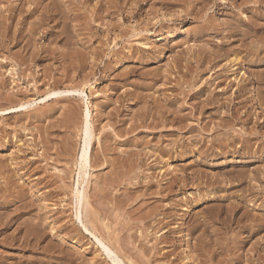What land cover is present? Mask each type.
I'll return each instance as SVG.
<instances>
[{
  "label": "rangeland",
  "instance_id": "374dc122",
  "mask_svg": "<svg viewBox=\"0 0 264 264\" xmlns=\"http://www.w3.org/2000/svg\"><path fill=\"white\" fill-rule=\"evenodd\" d=\"M0 24V264H264V0H0Z\"/></svg>",
  "mask_w": 264,
  "mask_h": 264
},
{
  "label": "bare ground",
  "instance_id": "6f19581e",
  "mask_svg": "<svg viewBox=\"0 0 264 264\" xmlns=\"http://www.w3.org/2000/svg\"><path fill=\"white\" fill-rule=\"evenodd\" d=\"M73 1V0H72ZM176 1V0H175ZM186 1V0H185ZM205 1H207V0H205ZM222 1V0H221ZM201 2V1H200ZM237 2V1H236ZM188 3V2H187ZM233 3V2H232ZM242 3V2H241ZM262 3V2H261ZM260 3V4H261ZM61 5H62V3H61ZM57 6V5H56ZM199 6V5H198ZM218 6V5H217ZM239 6V5H238ZM260 6V5H259ZM49 7H50V5H49ZM163 7V6H162ZM204 7V6H203ZM77 8V7H76ZM80 8V7H79ZM199 8V7H198ZM10 9V8H9ZM252 9V8H251ZM178 10V9H177ZM19 11V10H18ZM49 11V10H48ZM28 12V11H27ZM41 12V11H40ZM46 12V11H45ZM73 13V12H72ZM31 14V13H30ZM41 14V13H40ZM50 14V13H49ZM104 15V14H103ZM193 15V14H192ZM209 15V14H208ZM13 16V15H12ZM54 16V15H53ZM80 16V15H79ZM191 16V15H190ZM17 17V16H16ZM52 17V16H51ZM82 17V16H81ZM18 18V17H17ZM255 18V17H254ZM86 19V18H85ZM235 19V18H234ZM39 20V19H38ZM257 20V19H256ZM153 21V20H152ZM231 21V20H230ZM243 21V20H242ZM248 21V20H247ZM250 21H251V19H250ZM258 21V20H257ZM5 22V21H4ZM211 22V21H210ZM218 22V21H217ZM224 22V21H223ZM79 23V22H78ZM199 23V22H198ZM207 23V22H206ZM225 23V22H224ZM252 23H254V22H252ZM251 23V24H252ZM43 24V23H42ZM211 24V23H210ZM235 24H236V22H235ZM256 24H257V22H256ZM1 25V24H0ZM71 25V24H70ZM209 25V24H208ZM227 25V24H226ZM229 25V24H228ZM259 25V24H258ZM3 26V25H2ZM15 26V25H14ZM73 25H71V27H72ZM230 26H232V23H231V25ZM234 26V25H233ZM247 26H248V22H247ZM206 28H207V26H205ZM212 27V26H211ZM214 27V26H213ZM213 27H212V29H213ZM225 27H227V26H225ZM260 27H262L261 25H259V28ZM202 28V27H201ZM216 27H214V30L216 31V29H215ZM220 28V27H219ZM236 28V27H235ZM235 28H234V30H235ZM241 28V27H240ZM253 28V27H252ZM252 28H251V30H252ZM258 28V27H257ZM1 29V28H0ZM3 29V28H2ZM42 29V28H41ZM209 29V28H208ZM211 29V28H210ZM237 29V28H236ZM250 29V28H249ZM256 29V28H255ZM57 30V29H56ZM254 30V29H253ZM252 30V31H253ZM28 31V30H27ZM89 31V30H88ZM237 30H235V32H236ZM260 32H261V30H259ZM5 32V31H4ZM74 32V31H73ZM248 32V31H247ZM25 33V32H24ZM236 33H238V32H236ZM240 33H244V32H240ZM259 32H257V34H258ZM263 34H264V32H262ZM34 34V33H33ZM232 34V33H231ZM230 34V35H231ZM252 34V33H251ZM261 34V33H260ZM1 35V34H0ZM38 35V34H37ZM240 34H238V36H239ZM244 35H245V33H244ZM237 36V37H238ZM243 35H241L240 36V38L242 37ZM248 36H250V35H248ZM253 36V35H252ZM262 36V35H261ZM236 37V36H235ZM243 37H245V36H243ZM20 38V37H19ZM28 38V37H27ZM208 38V37H207ZM222 38V37H221ZM239 38V39H240ZM72 39V38H71ZM223 39V38H222ZM237 39V38H236ZM242 39V38H241ZM259 40V39H258ZM27 41V40H26ZM222 41V40H221ZM228 41V40H227ZM236 41V40H235ZM257 41V40H256ZM3 42V41H2ZM259 42V41H258ZM226 43V42H225ZM263 43V42H262ZM258 44V43H257ZM7 45V44H6ZM15 45V44H14ZM36 45H38V44H36ZM70 45V44H69ZM251 45H252V43H251ZM256 45V44H255ZM261 45V44H260ZM240 47V46H239ZM254 47V46H253ZM252 47V51H253V49L255 48H253ZM2 48V47H1ZM27 48V47H26ZM225 48V47H224ZM223 48V49H224ZM257 48H259V47H257ZM261 48V47H260ZM20 49V48H19ZM18 49V50H19ZM38 50V49H37ZM225 50V49H224ZM23 51V50H22ZM29 51V50H28ZM32 51V50H31ZM228 51V50H227ZM254 51H255V49H254ZM19 52V51H18ZM203 53V52H202ZM255 53V52H254ZM257 53V52H256ZM50 54V53H49ZM53 55V54H52ZM81 55H82V53H81ZM218 55V54H217ZM255 55V54H254ZM258 56V55H257ZM260 56V55H259ZM218 57V56H217ZM10 58V57H9ZM29 58V57H28ZM113 58V57H112ZM209 58V57H208ZM207 58V59H208ZM260 58V57H259ZM10 60V59H9ZM22 60V59H21ZM31 60V59H30ZM32 61V60H31ZM191 61V60H190ZM207 61V60H206ZM181 62V61H180ZM210 62V61H209ZM208 62V63H209ZM16 63V62H15ZM175 63V62H174ZM207 63V64H208ZM231 63V62H230ZM20 64V63H19ZM23 65V64H22ZM208 66V65H207ZM192 67V66H191ZM211 67V66H210ZM226 67V66H225ZM204 68V67H203ZM208 68H209V66H208ZM199 69V68H198ZM211 69V68H210ZM196 70V69H195ZM200 70V69H199ZM222 70V69H221ZM11 71V70H10ZM192 71H194V70H192ZM177 72V71H176ZM215 72V71H214ZM128 73V72H127ZM167 73H169L168 71H167ZM189 73V72H188ZM192 73V72H191ZM52 75V74H51ZM257 75V74H256ZM1 76V75H0ZM155 76V75H154ZM186 76V75H185ZM263 76V75H262ZM116 77V76H115ZM156 77V76H155ZM193 77V76H192ZM196 77V76H195ZM261 77V76H260ZM227 78V77H226ZM153 79V78H152ZM194 79H196V78H194ZM225 79V78H224ZM237 79V78H236ZM256 79V78H255ZM197 80V79H196ZM258 80V79H257ZM5 81V80H4ZM152 81V80H151ZM175 81V80H174ZM222 81H223V79H222ZM221 81V82H222ZM179 82V81H178ZM205 82V81H204ZM219 82V81H218ZM220 82V83H221ZM230 82V81H229ZM239 82V81H238ZM237 82V83H238ZM207 83V82H206ZM241 83V82H240ZM51 84V83H50ZM186 84V83H185ZM195 84V83H194ZM206 85V84H205ZM205 85H203V86H205ZM213 85V84H212ZM215 85V84H214ZM218 85V84H217ZM227 85V84H226ZM20 86V85H19ZM183 86V85H182ZM202 86V87H203ZM220 86V85H219ZM229 86V85H228ZM242 86H244V85H242ZM4 87V86H3ZM180 87V86H179ZM208 87V86H207ZM215 87V86H214ZM213 87V88H214ZM170 88V87H169ZM191 88H193V87H191ZM190 88V89H191ZM196 88V87H195ZM194 88V89H195ZM199 88V87H198ZM210 88H211V86H210ZM224 88V87H223ZM22 89V88H21ZM171 89V88H170ZM239 89V88H238ZM237 89V90H238ZM184 90V89H183ZM212 90V89H211ZM214 90V89H213ZM240 90H241V88H240ZM185 91V90H184ZM210 91V90H209ZM7 92V91H6ZM80 92H83V91H80V90H78V89H71V90H65V89H63V90H60V89H58V90H55V91H51L50 93L48 92V94H45L46 96L45 97H43V98H41V100H49V99H56V98H59V97H62V96H77V95H79V93ZM195 92V91H194ZM193 93V92H192ZM211 93V92H210ZM228 93V92H227ZM239 93V92H238ZM132 94V93H131ZM15 95V94H14ZM244 95V94H243ZM3 96V95H2ZM168 96V95H167ZM209 96V95H208ZM225 96V95H224ZM218 97V96H217ZM200 98V97H199ZM199 98H198V100H199ZM211 98H213V97H211ZM221 98V97H220ZM9 99H10V97H9ZM214 99V98H213ZM216 99V98H215ZM214 99V101H216ZM245 99V98H244ZM157 100V99H156ZM193 100V99H192ZM203 100V99H202ZM209 101V100H208ZM207 101V102H208ZM213 101V100H212ZM213 101V102H214ZM218 101V100H217ZM216 101V102H217ZM241 101V100H240ZM248 101V100H247ZM160 102V101H159ZM192 102V101H191ZM197 102V101H196ZM225 102V101H224ZM32 103V102H31ZM35 103V102H34ZM203 103V102H202ZM212 103V102H211ZM210 103V104H211ZM219 103V102H218ZM229 103V102H228ZM20 104V105H19ZM155 104V103H154ZM132 105V104H131ZM198 105H200V104H198ZM212 105V104H211ZM227 105H229V104H227ZM241 105H243V104H241ZM2 106V105H1ZM28 106L29 107H31V104L29 103H18V105L16 106V107H11V108H7L6 110V112H5V109L4 110H2V112L4 111V113L6 114V113H8V112H12V111H20V110H25L26 108H28ZM122 106V105H121ZM209 106V105H208ZM233 106V105H232ZM245 106V105H244ZM244 106H242V107H244ZM199 107V106H198ZM234 107H236V106H234ZM5 108V107H4ZM164 109H165V107H164ZM179 109V108H178ZM215 109H217V108H215ZM229 109V108H228ZM170 110V109H169ZM208 110V109H207ZM233 110V109H232ZM164 111V110H163ZM178 111V110H177ZM90 111H86V114L84 115L85 117V127L83 128L84 129V134L83 135H85V137H84V143H83V147L81 146V149H82V153L80 154L81 155V160H80V163H78V165L80 166V172L78 173V172H76V173H78V179L80 178V179H82L80 176H82L83 174H85V176H86V171H87V169H88V167H90L91 166V154H92V146H91V140H92V138H93V131H92V126H91V122H90V120H89V118H91L90 117V113H89ZM244 112V111H243ZM246 112V111H245ZM150 113V112H149ZM174 113V112H173ZM177 113V112H176ZM180 113V112H179ZM217 113V112H216ZM240 113H242V112H240ZM155 115V114H154ZM245 115V114H244ZM139 116V115H138ZM159 116V115H158ZM176 116V115H175ZM240 116V115H239ZM243 116V115H242ZM106 117V116H105ZM136 117V116H135ZM151 117V116H150ZM227 117V116H226ZM241 118V117H240ZM173 119L175 120V119H177V124L179 123V122H181L183 119H184V117L183 116H177L176 118H174L173 117ZM247 119V118H246ZM142 120V119H141ZM158 120V119H157ZM169 120V119H168ZM172 120V119H171ZM223 120V119H222ZM228 120H229V118H228ZM227 120V121H228ZM244 120V119H243ZM260 120V119H259ZM161 121V120H160ZM202 121V120H201ZM224 121H226V120H224ZM254 121H255V119H254ZM151 122V121H150ZM149 122V123H150ZM228 122H231V121H228ZM161 123V122H160ZM172 123V122H171ZM170 123V124H171ZM215 124V123H214ZM44 125V124H43ZM148 125V124H147ZM205 125V124H204ZM166 127H168V126H166ZM172 127V126H171ZM177 127V126H176ZM204 127V126H203ZM218 127V126H217ZM217 127L215 128V129H217ZM222 127V126H221ZM260 127V126H259ZM129 128V127H128ZM134 128V127H133ZM185 128V127H184ZM191 128V127H190ZM213 128V127H212ZM219 128V127H218ZM225 128V127H224ZM226 129V128H225ZM128 130V129H127ZM213 130H214V128H213ZM131 131V130H130ZM154 131V130H153ZM192 131V130H191ZM232 131V130H231ZM234 131V130H233ZM151 132V131H150ZM224 132V131H223ZM127 133V132H126ZM228 133V132H227ZM231 133V132H230ZM43 135V134H42ZM162 135V134H161ZM167 135V134H166ZM79 136V135H78ZM137 136V135H136ZM233 136V135H232ZM73 137V136H72ZM159 137V136H158ZM165 137H167V136H165ZM220 137V136H219ZM241 137V136H240ZM131 138V137H130ZM184 138V137H183ZM246 138V137H245ZM82 139H83V137H82ZM157 139V138H156ZM232 139V138H231ZM129 140V139H128ZM145 140V139H144ZM158 140V139H157ZM200 140V139H199ZM226 140V139H225ZM233 140V139H232ZM42 141V140H41ZM130 141V140H129ZM147 141V140H146ZM149 141V140H148ZM214 141V140H213ZM231 141V140H230ZM246 141V140H245ZM210 142H211V140H210ZM215 142V141H214ZM241 142V141H240ZM243 142V141H242ZM217 143V142H216ZM220 143V142H219ZM224 143V142H223ZM226 143V142H225ZM236 143V142H235ZM144 144V143H143ZM149 144V143H148ZM244 144V143H243ZM186 145V144H185ZM209 145H211V144H209ZM218 145V144H217ZM231 145V144H230ZM242 145V144H241ZM183 146V145H182ZM186 147H187V145H186ZM202 147V146H201ZM220 147V146H219ZM224 148V147H223ZM112 149V148H111ZM189 149H190V147H189ZM208 149V148H207ZM216 149V148H215ZM169 150V149H168ZM226 150V149H225ZM246 150V149H245ZM127 151V150H126ZM147 151V150H146ZM149 151V150H148ZM135 152H136V150H135ZM156 152V151H155ZM142 153V152H141ZM209 153V152H208ZM215 153V152H214ZM218 153V152H217ZM129 154H130V152H129ZM137 154V153H136ZM155 154V153H154ZM110 156V155H109ZM149 156V155H148ZM147 156V157H148ZM80 157V156H79ZM78 157V158H79ZM138 157V156H137ZM140 157V156H139ZM106 158H108V157H106ZM118 158V157H117ZM145 158V157H144ZM157 158H158V156H157ZM101 159V158H100ZM114 159V158H113ZM154 159V158H153ZM55 160V159H54ZM119 160V159H118ZM124 160V159H123ZM128 160H130V159H128ZM128 160H124V161H128ZM162 161V160H161ZM78 162V161H77ZM99 162V161H98ZM116 162V161H115ZM121 163V162H120ZM134 163V162H133ZM109 164V163H108ZM111 164V163H110ZM118 164V163H117ZM129 164V163H128ZM135 164V163H134ZM134 164H131L130 163V165H132L131 167H129V168H131V169H133V166H134ZM136 165V164H135ZM138 165V164H137ZM142 165V164H141ZM109 166V165H108ZM137 167V166H136ZM114 168V167H113ZM181 169V168H180ZM245 169V168H244ZM252 169V168H251ZM134 170V169H133ZM182 170V169H181ZM247 170V169H246ZM132 171V170H131ZM243 171V170H242ZM242 171H239L240 173H237V174H241V172ZM245 171V170H244ZM244 171H243V173H244ZM110 172V171H109ZM113 172H114V170H113ZM128 172V171H127ZM107 173V172H106ZM135 173V172H134ZM89 174V173H88ZM87 174V175H88ZM233 174H236V173H233ZM245 174V173H244ZM106 175V174H105ZM111 175V174H110ZM119 175V174H118ZM138 175V174H137ZM227 175H228V173H227ZM229 175H230V172H229ZM228 175V176H229ZM231 175H232V173H231ZM116 176V175H115ZM183 176V175H182ZM227 176V177H228ZM247 176V175H246ZM92 177V176H91ZM229 177H231V176H229ZM241 178H243L242 176H240ZM85 178V177H84ZM112 178V177H111ZM122 178V177H121ZM247 178V177H246ZM249 178V177H248ZM230 179V178H229ZM76 180V179H75ZM85 180H86V178H85ZM112 180V179H111ZM110 180V181H111ZM116 180V179H115ZM122 180V179H121ZM224 180V179H223ZM244 180V179H243ZM78 181H80V180H78ZM88 178H87V180H86V182H85V184L84 185H86V184H88ZM154 181V180H153ZM160 181V180H159ZM222 181V180H221ZM228 181V180H227ZM240 181V180H239ZM75 182V181H74ZM83 182H84V180H83ZM119 182V181H118ZM135 182V181H134ZM146 182H147V180H146ZM181 182V181H180ZM190 182V181H189ZM242 182V181H241ZM76 183H78V182H76ZM79 183H81V182H79ZM79 183H78V185H79ZM235 183H237V181L235 182ZM249 183V182H248ZM229 184V183H228ZM245 184H246V182H245ZM81 185H82V183H81ZM105 185V184H104ZM147 185V184H146ZM149 185V184H148ZM183 185V184H182ZM86 186H88V185H86ZM173 186V185H172ZM242 186H244V187H246L247 185H242ZM78 187V186H77ZM244 187H243V189H244ZM249 187V186H248ZM63 188V187H62ZM82 188H84V187H82ZM87 188V187H86ZM91 188V187H90ZM113 188V187H112ZM147 188V187H146ZM161 188V187H160ZM64 189V188H63ZM78 189V188H77ZM85 189V188H84ZM83 189V190H84ZM103 189V188H102ZM107 189V188H106ZM150 189V188H149ZM251 189V188H250ZM101 190V189H100ZM148 190V189H147ZM242 190V189H241ZM85 191H87V190H85ZM85 191H82V193H76V201H77V205H80V204H82L83 206H84V203L82 202V201H84V199H86L87 198V196H89V195H87L86 193L87 192H85ZM92 191V190H91ZM103 191V190H102ZM236 191V190H235ZM20 192V191H19ZM85 192V193H84ZM97 192H98V189H97ZM106 192V191H105ZM108 192V191H107ZM148 192V191H147ZM159 192V191H158ZM169 192V191H168ZM242 193V192H241ZM94 194H96V193H94ZM101 194V193H100ZM148 194V193H147ZM87 195V196H86ZM103 195V194H102ZM143 195H145V194H143ZM95 196V195H94ZM99 196V195H98ZM105 196V195H104ZM245 196V195H244ZM89 198V197H88ZM87 198V199H88ZM94 198V197H93ZM137 198V197H136ZM243 199H245V198H243ZM75 201V202H76ZM97 201V200H96ZM85 202V201H84ZM88 202V204H86ZM122 202V201H121ZM239 202V201H238ZM116 203V202H115ZM243 203H244V201H243ZM167 204V203H166ZM242 204V203H241ZM81 205V206H82ZM89 206V201L87 200L86 202H85V206ZM103 205H104V203H103ZM152 205V204H151ZM234 205V204H233ZM236 205V204H235ZM234 205V206H235ZM80 206V209L81 208H83V207H81ZM86 206V207H87ZM114 206V205H113ZM223 206V205H222ZM232 206V205H231ZM244 206V205H243ZM159 207V206H158ZM85 208V207H84ZM88 208V207H87ZM87 208H85L86 210H85V212L87 211ZM111 208V207H110ZM123 208V207H122ZM225 208V207H224ZM240 208V207H239ZM89 209V208H88ZM115 209V208H114ZM220 209H222V208H218V213L219 212H221L222 213V210H220ZM116 210V209H115ZM118 210V209H117ZM130 210V209H129ZM146 210V209H145ZM231 210H232V208L230 209V208H228V210H225V211H223V212H225V214H228V216L227 217H229V216H231ZM233 210H234V208H233ZM100 211V210H99ZM131 212H132V210H131ZM130 212V213H131ZM151 212V211H150ZM155 212V211H154ZM87 213V212H86ZM149 213V212H148ZM215 213V212H214ZM213 213V214H214ZM240 213V212H239ZM15 214V213H14ZM78 214V213H77ZM111 214V213H110ZM224 213H223V215H225ZM5 215V214H4ZM131 215H133V214H131ZM154 215V214H153ZM215 215V214H214ZM214 215H212V216H214ZM221 215V214H220ZM219 215V216H220ZM16 216V215H15ZM87 216V215H86ZM152 216V215H151ZM216 217L218 216V214H216L215 215ZM222 216V215H221ZM244 216V215H243ZM5 217V216H4ZM13 217V216H12ZM18 217V216H17ZM79 217V216H78ZM226 217V218H227ZM86 218H88V217H86ZM91 220H90V219ZM89 218H88V222H90L91 223V221H92V216H89ZM109 218V217H108ZM142 218V217H141ZM214 218V217H213ZM225 217H223L222 219H224ZM16 219V218H15ZM18 219V218H17ZM78 219H80V218H78ZM221 219V217H220V219H218V220H222ZM239 218H237V220H238ZM255 219V218H254ZM3 220V219H2ZM82 220V219H81ZM90 220V221H89ZM214 220H215V218H214ZM217 220V219H216ZM228 220H229V222H228ZM83 221V220H82ZM81 221V222H82ZM231 221H232V218L231 217H229V218H227V219H224V220H222L221 222L224 224V227H228V226H230V223H231ZM236 221V220H235ZM234 221V222H235ZM242 221H244V220H242ZM246 221V220H245ZM247 222V221H246ZM1 223V222H0ZM19 223H21V222H19ZM15 224V223H14ZM18 224V223H17ZM87 224H89V223H87ZM222 224V225H223ZM237 224H238V222H237ZM2 225V224H1ZM4 225V224H3ZM2 225V226H3ZM7 225V224H6ZM18 225H20V224H18ZM240 225V224H239ZM91 226V225H90ZM94 226V225H93ZM129 226V225H128ZM20 227V226H19ZM83 227L85 228L84 230H89L88 229V227H86V225L85 224H83ZM246 227V226H245ZM1 228V227H0ZM133 228V227H132ZM131 228V229H132ZM156 228V227H155ZM231 228V227H230ZM41 229V228H40ZM99 229V228H98ZM144 229V228H143ZM3 230V229H2ZM127 230V229H126ZM32 231V230H31ZM99 231V230H98ZM105 231V230H104ZM128 231V230H127ZM27 232V231H26ZM25 232V233H26ZM29 233V232H28ZM96 233H98V232H96ZM104 233V232H103ZM230 233H231V231H230ZM33 234V233H32ZM94 234V233H93ZM125 234V233H124ZM34 235V234H33ZM96 236V235H95ZM129 237V236H128ZM24 238V237H23ZM103 238V237H102ZM229 238V237H228ZM245 236L244 237H242V239L244 240V241H246L245 240ZM100 239V238H99ZM98 238L96 239L97 241L99 240ZM135 239V238H134ZM102 240V239H101ZM118 240V239H117ZM36 241V240H35ZM100 241V240H99ZM3 242V241H2ZM12 242V241H11ZM15 242V241H14ZM25 242V241H24ZM119 242V241H118ZM22 243V242H21ZM100 243V242H99ZM101 243H102V241H101ZM125 243H127V242H125ZM245 243V242H244ZM129 244V243H128ZM141 244V243H140ZM227 244H229V243H227ZM32 245V244H31ZM103 245V244H102ZM133 245V244H132ZM22 246V245H21ZM112 246V245H111ZM117 246H118V244H117ZM226 246V245H225ZM231 246V245H230ZM103 248H104V246H102ZM109 247V246H108ZM107 246H106V248H108ZM229 247V246H228ZM109 249V248H108ZM108 249H106V250H108ZM111 249V248H110ZM124 249H126V248H124ZM229 249V248H228ZM132 250V249H131ZM108 252H109V250H108ZM112 253V252H111ZM115 252L113 251V253L112 254H114ZM111 254V255H112ZM117 255V254H116ZM114 256V255H113ZM220 256V255H219ZM235 258V257H234ZM120 259V258H119ZM115 260H116V258H115ZM114 260V261H115ZM210 260V259H209ZM116 261H118V260H116ZM123 261V260H122ZM121 261V262H122ZM138 261H139V259H138ZM143 261H145V260H143ZM140 262V261H139Z\"/></svg>",
  "mask_w": 264,
  "mask_h": 264
}]
</instances>
